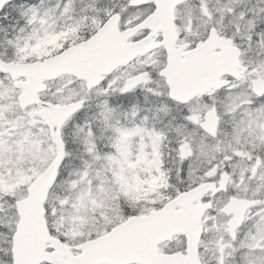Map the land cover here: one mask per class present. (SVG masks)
I'll list each match as a JSON object with an SVG mask.
<instances>
[{
  "label": "snow or ice",
  "instance_id": "snow-or-ice-1",
  "mask_svg": "<svg viewBox=\"0 0 264 264\" xmlns=\"http://www.w3.org/2000/svg\"><path fill=\"white\" fill-rule=\"evenodd\" d=\"M0 264H264V0H0Z\"/></svg>",
  "mask_w": 264,
  "mask_h": 264
}]
</instances>
